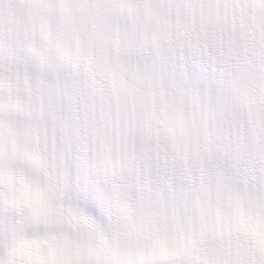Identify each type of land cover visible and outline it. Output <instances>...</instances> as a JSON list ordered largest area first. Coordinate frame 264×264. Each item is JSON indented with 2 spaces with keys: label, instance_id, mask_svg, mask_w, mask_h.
I'll list each match as a JSON object with an SVG mask.
<instances>
[{
  "label": "snow or ice",
  "instance_id": "1",
  "mask_svg": "<svg viewBox=\"0 0 264 264\" xmlns=\"http://www.w3.org/2000/svg\"><path fill=\"white\" fill-rule=\"evenodd\" d=\"M0 264H264V0H0Z\"/></svg>",
  "mask_w": 264,
  "mask_h": 264
}]
</instances>
